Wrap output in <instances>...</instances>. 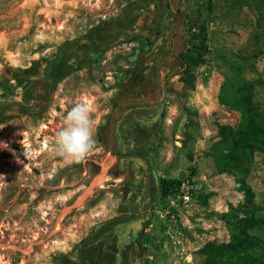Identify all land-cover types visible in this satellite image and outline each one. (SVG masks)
<instances>
[{"label":"rangeland","instance_id":"obj_1","mask_svg":"<svg viewBox=\"0 0 264 264\" xmlns=\"http://www.w3.org/2000/svg\"><path fill=\"white\" fill-rule=\"evenodd\" d=\"M201 25L210 52L191 87L178 55ZM51 66L57 97H46ZM243 87L264 115V0H0V264H203L205 245L236 238L246 215L264 219V153L246 175L218 166L219 129L239 125L232 101ZM80 102L97 148L68 164L53 140ZM126 112L160 117L137 143L157 176L182 185L156 192L143 232L118 252L125 173L114 138ZM248 234L264 260V227Z\"/></svg>","mask_w":264,"mask_h":264},{"label":"trees","instance_id":"obj_2","mask_svg":"<svg viewBox=\"0 0 264 264\" xmlns=\"http://www.w3.org/2000/svg\"><path fill=\"white\" fill-rule=\"evenodd\" d=\"M189 46L187 52L178 55V60L184 74L182 81L193 87L196 83L194 70L204 64L206 55L210 52L205 25L192 32ZM232 104L241 110V121L236 128L230 125L220 127V139L216 144L219 150L218 166L221 173L246 175L254 154L264 153V115L248 87L239 90ZM181 185L180 179L162 178L159 192L166 198L177 192ZM243 226L245 231L229 243L205 245L201 251L204 256L203 264H264V260L251 254L253 249L261 247L260 238L248 234V230L264 227V219L246 215Z\"/></svg>","mask_w":264,"mask_h":264},{"label":"flooded vegetation","instance_id":"obj_3","mask_svg":"<svg viewBox=\"0 0 264 264\" xmlns=\"http://www.w3.org/2000/svg\"><path fill=\"white\" fill-rule=\"evenodd\" d=\"M52 68H54V66L49 67V69ZM52 71L45 72L44 78L48 80V85L53 86L50 90L48 89L46 91V97H57L53 95V92L50 94V91L56 87L60 73L57 75V71L54 69H52ZM52 73L54 75L49 77ZM43 93L40 92L38 102L41 101ZM48 93L50 95H48ZM127 118V123L121 126V133L119 127L116 129L120 138L118 139V134L116 132L114 138L116 140V162L117 165L120 166L121 171L125 173L123 184L124 193L121 197L122 203L119 212V214L122 215V219L113 226L114 233H116V237L119 240V244H116V250L118 252L124 251L125 248L136 241L151 219L153 212L152 198L160 189L162 179V177L156 175L150 162L144 156V149H146L148 144L145 145L144 142L137 143V139L141 137L142 134L144 135V133L148 131L151 132L157 128L160 117L151 120L149 118L147 120L146 115L143 113L129 114L126 112L122 114L120 120L125 121ZM120 120L118 121L119 123ZM123 135H127L126 138L130 137L129 141L123 142ZM103 226L102 224L101 227L103 228ZM104 243L106 242L104 241ZM108 251L109 249H106V253L104 254L107 255ZM78 259L80 260V258L75 260L79 261ZM84 262L88 264L89 261L85 260Z\"/></svg>","mask_w":264,"mask_h":264},{"label":"clouds","instance_id":"obj_4","mask_svg":"<svg viewBox=\"0 0 264 264\" xmlns=\"http://www.w3.org/2000/svg\"><path fill=\"white\" fill-rule=\"evenodd\" d=\"M97 121L83 102L74 104L63 116V126L56 132L52 151L66 163H79L97 148Z\"/></svg>","mask_w":264,"mask_h":264},{"label":"bare ground","instance_id":"obj_5","mask_svg":"<svg viewBox=\"0 0 264 264\" xmlns=\"http://www.w3.org/2000/svg\"><path fill=\"white\" fill-rule=\"evenodd\" d=\"M107 168L104 167L99 175H97L91 182L90 186L88 187L87 194H89L95 187L100 186L105 180V173Z\"/></svg>","mask_w":264,"mask_h":264},{"label":"built area","instance_id":"obj_6","mask_svg":"<svg viewBox=\"0 0 264 264\" xmlns=\"http://www.w3.org/2000/svg\"><path fill=\"white\" fill-rule=\"evenodd\" d=\"M185 185H183V187H184ZM185 188H187L188 190H189V185L188 186H185ZM186 197H188V196H186ZM170 237H171V242H172V244H174L176 247L177 246H179V244H181V236H179V235H170ZM165 243V246H167V243H168V241H165L164 242Z\"/></svg>","mask_w":264,"mask_h":264}]
</instances>
